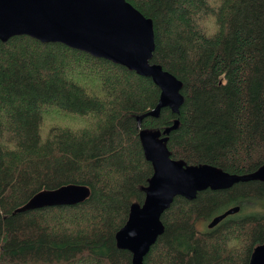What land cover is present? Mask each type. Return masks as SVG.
I'll return each mask as SVG.
<instances>
[{
	"label": "trees",
	"instance_id": "obj_1",
	"mask_svg": "<svg viewBox=\"0 0 264 264\" xmlns=\"http://www.w3.org/2000/svg\"><path fill=\"white\" fill-rule=\"evenodd\" d=\"M126 1L152 20L150 62L182 83L178 114L148 115L160 89L109 59L28 35L0 40V264H132L116 233L153 173L140 129L178 119L166 146L185 165L237 175L264 165V0ZM67 184L89 197L15 212ZM259 200L258 180L175 197L143 264H248L264 243V213L208 223Z\"/></svg>",
	"mask_w": 264,
	"mask_h": 264
},
{
	"label": "water",
	"instance_id": "obj_2",
	"mask_svg": "<svg viewBox=\"0 0 264 264\" xmlns=\"http://www.w3.org/2000/svg\"><path fill=\"white\" fill-rule=\"evenodd\" d=\"M14 35L60 42L150 77L160 94L148 115L157 117L165 107L179 113L182 83L161 65L150 62L154 50L152 20L126 0H0V40ZM137 119L140 122L141 118ZM178 125L175 119L162 130H139L143 153L153 173L144 203L131 206L126 223L116 233L117 247L132 253V264H143L144 256L164 230L161 215L175 197L192 200L206 189H228L251 180L264 182V165L253 173L237 175L213 165L189 166L171 158L166 141ZM89 194L84 185H62L35 193L15 212L73 205L86 200ZM238 211V206L226 209L213 217L208 227ZM248 264H264V243L253 249Z\"/></svg>",
	"mask_w": 264,
	"mask_h": 264
},
{
	"label": "rangeland",
	"instance_id": "obj_3",
	"mask_svg": "<svg viewBox=\"0 0 264 264\" xmlns=\"http://www.w3.org/2000/svg\"><path fill=\"white\" fill-rule=\"evenodd\" d=\"M210 30V29H209ZM264 213V200L256 201L255 203H250L244 206V208L241 211H238V213L242 216L245 215H252V214H260ZM206 224L201 223L198 224L197 227L200 228V230H203L206 226Z\"/></svg>",
	"mask_w": 264,
	"mask_h": 264
}]
</instances>
